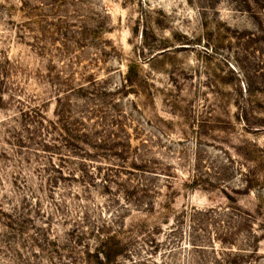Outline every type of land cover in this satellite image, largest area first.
<instances>
[{
	"label": "rangeland",
	"instance_id": "obj_1",
	"mask_svg": "<svg viewBox=\"0 0 264 264\" xmlns=\"http://www.w3.org/2000/svg\"><path fill=\"white\" fill-rule=\"evenodd\" d=\"M0 264H264V0H0Z\"/></svg>",
	"mask_w": 264,
	"mask_h": 264
}]
</instances>
